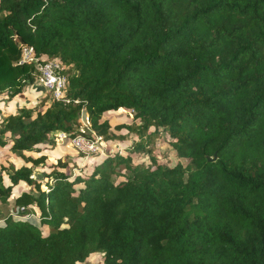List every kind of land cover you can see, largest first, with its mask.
I'll return each instance as SVG.
<instances>
[{
	"label": "trees",
	"instance_id": "trees-1",
	"mask_svg": "<svg viewBox=\"0 0 264 264\" xmlns=\"http://www.w3.org/2000/svg\"><path fill=\"white\" fill-rule=\"evenodd\" d=\"M23 44L65 66V100L3 116L1 147L70 139L81 111L103 142L136 139L89 172L49 162L43 183L44 155L0 165V204L26 186L0 212V264H264V0H0L7 101L37 75ZM120 109L125 135L102 117ZM160 132L185 165L156 161Z\"/></svg>",
	"mask_w": 264,
	"mask_h": 264
},
{
	"label": "rangeland",
	"instance_id": "rangeland-1",
	"mask_svg": "<svg viewBox=\"0 0 264 264\" xmlns=\"http://www.w3.org/2000/svg\"><path fill=\"white\" fill-rule=\"evenodd\" d=\"M36 95H39V91H34L31 95H24L28 101L25 104V99H22L23 94L20 97H13L8 101L6 100L4 94H0V119L9 113L15 112V110L22 105L32 106L37 101ZM102 117L103 119L107 120L110 131L116 135H125L127 131L121 125L134 122L131 119V111L129 113L128 110L106 111L103 113ZM134 139L136 138L133 137L125 140L114 139L105 141L102 152L98 151L91 155V159L93 161L91 164H87L85 162H83V164H78L77 158L81 154L75 149L66 146L65 142H59L58 140L54 139L44 142L42 148L39 151H23V157H21L17 152L10 151L7 145H5L2 147L0 146V165L7 166L8 164H13L14 167H18L20 165L28 166L30 165V162L24 160V156L39 157L40 155H44L46 157V162H44L45 165L40 163L33 166V178L40 179V182L43 183L45 178L42 177L41 173L49 170V162L55 163L57 160L66 162L67 167L65 170L70 174H76L83 171L89 172L91 165L99 161L104 155L114 153L119 154V151H121V155H124L126 153V149L129 147V145H131V141ZM170 143V138L165 133L160 132L159 136L154 140L153 143V154L156 158V161L167 166H172L176 162H180L185 165V163H187V159L176 157L175 151ZM134 160L148 163L147 159L143 156L137 157ZM73 165L75 166L74 168H72ZM2 178L6 184L8 182L7 177L3 175ZM41 188L44 187L41 186ZM23 189H26V186L23 183H19L13 188V194L9 196L7 203L0 204V212L2 214L9 213L13 195L19 193ZM40 230L43 234L46 233V228L44 226H41ZM101 258L102 254L100 252H95L88 256L85 261L77 264H101Z\"/></svg>",
	"mask_w": 264,
	"mask_h": 264
},
{
	"label": "built area",
	"instance_id": "built-area-1",
	"mask_svg": "<svg viewBox=\"0 0 264 264\" xmlns=\"http://www.w3.org/2000/svg\"><path fill=\"white\" fill-rule=\"evenodd\" d=\"M17 64H32L37 74L34 81L27 86V89L30 91H41L44 94L47 93L49 98L53 100H65L66 76L63 72L65 66L58 59L45 60V56H37L35 54L31 45L23 44L19 49ZM78 122L77 129L80 134L67 139L65 134L60 132L54 135V139L59 142H65L66 145L78 151L83 158L101 151L104 147V142L90 129L86 112H80ZM85 133L91 136L88 137Z\"/></svg>",
	"mask_w": 264,
	"mask_h": 264
},
{
	"label": "crops",
	"instance_id": "crops-1",
	"mask_svg": "<svg viewBox=\"0 0 264 264\" xmlns=\"http://www.w3.org/2000/svg\"><path fill=\"white\" fill-rule=\"evenodd\" d=\"M38 90H40V89H38ZM33 92H34V91H30V90L27 89V88H25V89L23 90V96H22L23 98H22V99H25V101H24L25 104H26L28 101H27V99L25 98L24 95H27V94L31 95ZM43 95H44V93L41 92V91H39V95H36V96H37V101H36V102H38V98H39V97H42ZM34 104H35V103H34ZM34 104H33V105H34ZM33 105H32V106H33ZM26 106H27V105H26ZM43 144H44V143L39 144L38 147H40V149H41L42 146H43ZM66 146L70 147L69 145H66ZM103 148H104V147H103ZM101 152H102V150H101ZM87 159H88V157L83 158V157L79 156V157L77 158L78 164H83V162L86 163ZM77 161H76V162H77ZM74 167H75V166L73 165L72 168H74ZM33 177H34V176H33Z\"/></svg>",
	"mask_w": 264,
	"mask_h": 264
},
{
	"label": "water",
	"instance_id": "water-1",
	"mask_svg": "<svg viewBox=\"0 0 264 264\" xmlns=\"http://www.w3.org/2000/svg\"><path fill=\"white\" fill-rule=\"evenodd\" d=\"M214 159H215V153H213L212 157H208V158H207L208 161H212V160H214Z\"/></svg>",
	"mask_w": 264,
	"mask_h": 264
},
{
	"label": "bare ground",
	"instance_id": "bare-ground-1",
	"mask_svg": "<svg viewBox=\"0 0 264 264\" xmlns=\"http://www.w3.org/2000/svg\"><path fill=\"white\" fill-rule=\"evenodd\" d=\"M120 110H123V109H120Z\"/></svg>",
	"mask_w": 264,
	"mask_h": 264
}]
</instances>
